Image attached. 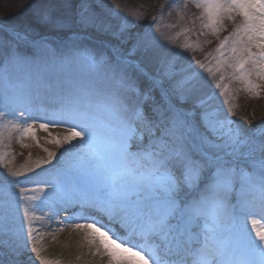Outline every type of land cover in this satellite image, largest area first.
<instances>
[{
	"label": "snow or ice",
	"instance_id": "obj_1",
	"mask_svg": "<svg viewBox=\"0 0 264 264\" xmlns=\"http://www.w3.org/2000/svg\"><path fill=\"white\" fill-rule=\"evenodd\" d=\"M196 6L214 33L224 14L243 16L232 33L233 62L223 52L232 37L220 42L213 68L187 57L189 45L179 51L161 43L158 27L134 31L141 15L112 23L82 0L78 24L110 37L98 57L81 58L92 73L58 80L38 70L21 79L13 70L34 64L37 53L53 64L72 60L46 37L0 26V143L13 132L36 140L37 126H64L62 139L49 142L67 145L63 159L45 149L49 159L36 167H52L34 187L12 179L24 173L0 154L7 169L0 175V264H35L29 253L40 264H60L41 255L44 233L34 235L32 222L61 212L69 213L63 224L86 230L92 254L106 264H264V127L242 128L231 118L235 105L211 103L228 91L223 75L215 80L226 64L259 95L250 77L264 79V0ZM39 15L53 29L67 24L46 6Z\"/></svg>",
	"mask_w": 264,
	"mask_h": 264
},
{
	"label": "rangeland",
	"instance_id": "obj_2",
	"mask_svg": "<svg viewBox=\"0 0 264 264\" xmlns=\"http://www.w3.org/2000/svg\"><path fill=\"white\" fill-rule=\"evenodd\" d=\"M203 2L204 0H175V4H173V0H87L91 10L112 23H118L120 16L128 12L141 15L142 19L139 21V27L134 31H146L149 26L153 30L158 27L161 43L179 51H184L179 46L189 45L185 52L187 57L201 60L215 68V58L220 55L216 51L217 47L225 37H232V33L237 26L243 22V16L234 11L232 13L233 18L229 19L228 15L224 14L222 24L216 25L217 31L214 33L213 28L203 26L208 22V17L203 7L196 6L198 3ZM42 6L48 7L50 13L56 18L66 21V26L53 29L42 23L39 15V9ZM81 6L82 0H0V16L5 19L0 22V26L16 28L22 32L31 30L39 36L44 34L43 37L51 41L54 46L59 47L61 53L72 60L70 63L60 64L57 62L53 64L47 54L37 53L34 64L22 65L20 68L13 70L16 75L23 79L26 74L36 73L39 70L42 74L58 80H80L87 78L92 73L93 70L86 63H83L81 58L87 55L98 57L99 53L103 51L102 42H107L110 37L95 29L83 28L78 24ZM117 13H119V16ZM154 16L157 17L155 22L152 19ZM129 19H132V17H129ZM4 35L5 33H0V38H3ZM233 39L234 37L230 38L223 49L224 56L229 62H233L231 55ZM244 39L247 38L244 37ZM73 42H75V48ZM252 51L258 52L259 49L253 47ZM245 67L250 68L251 65ZM233 72L234 69L226 64L223 66L222 73H216L215 80H218L220 75L225 77L221 83L228 86V91L223 95H217L211 103L222 106L224 110L235 105L233 108L234 115L231 118L242 128L255 130L264 127V79L259 78L255 72L250 77L254 84L260 85L259 95L257 96L255 89L249 91L244 82L232 78L231 74ZM237 75L239 74L237 73ZM209 79L214 86L215 80L211 77ZM221 91V89H215L217 94ZM226 100L229 103H223ZM65 131L64 126L52 127L48 131L40 130L37 126L36 140H33L31 136L21 139L17 132L12 133L11 140L5 136L3 143H0V154H6L4 159L8 167L24 173L22 176L12 179L18 180L21 185L34 187V181L48 178L47 170L52 165L41 164L37 168L36 164L49 159L48 152L45 149L56 153L57 158L63 159L60 157V153L67 145H57L49 141L57 134L62 139ZM56 163L57 160L54 159L52 164ZM26 168L32 170L25 171ZM6 174L7 169L0 165V175ZM72 211L76 210L73 209ZM61 214L64 217L69 215V213L64 212ZM20 215H23L22 211ZM39 215L41 214L37 213V216ZM257 218H259V215ZM42 220H33V227L36 229L35 223ZM68 229L82 231L83 240L88 242L85 239L86 230L76 229L72 224L68 226ZM29 247L31 248V243H29ZM92 248L94 249V247ZM29 254L35 260V264H40V260L35 253ZM41 255L52 259L42 253ZM22 259L27 261V254ZM58 261H60V264H71L61 259H58ZM73 264H83V262L79 259Z\"/></svg>",
	"mask_w": 264,
	"mask_h": 264
},
{
	"label": "bare ground",
	"instance_id": "obj_3",
	"mask_svg": "<svg viewBox=\"0 0 264 264\" xmlns=\"http://www.w3.org/2000/svg\"><path fill=\"white\" fill-rule=\"evenodd\" d=\"M61 213L51 222L43 219L35 223V235L44 233V238L40 240L38 245L43 248L42 254L53 260L61 259L71 264L79 259L82 260L83 264H105V260H102L99 255L92 254L94 249L89 246L86 240H83L82 231L69 230L68 226L72 224L71 222L62 223L64 216ZM61 228H63L62 231ZM37 238L39 239V236Z\"/></svg>",
	"mask_w": 264,
	"mask_h": 264
},
{
	"label": "trees",
	"instance_id": "obj_4",
	"mask_svg": "<svg viewBox=\"0 0 264 264\" xmlns=\"http://www.w3.org/2000/svg\"><path fill=\"white\" fill-rule=\"evenodd\" d=\"M73 17V16H72ZM5 19L2 17V16H0V22H3ZM44 34H41L40 36H43Z\"/></svg>",
	"mask_w": 264,
	"mask_h": 264
}]
</instances>
